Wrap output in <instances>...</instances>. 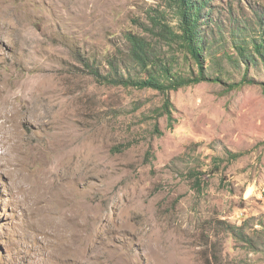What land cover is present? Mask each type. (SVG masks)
Here are the masks:
<instances>
[{"label":"rangeland","instance_id":"obj_1","mask_svg":"<svg viewBox=\"0 0 264 264\" xmlns=\"http://www.w3.org/2000/svg\"><path fill=\"white\" fill-rule=\"evenodd\" d=\"M153 14L178 30L161 0H0V264H264V0H211L220 81L171 91L172 121L162 92L92 73L140 74L126 34L158 40Z\"/></svg>","mask_w":264,"mask_h":264},{"label":"trees","instance_id":"obj_2","mask_svg":"<svg viewBox=\"0 0 264 264\" xmlns=\"http://www.w3.org/2000/svg\"><path fill=\"white\" fill-rule=\"evenodd\" d=\"M171 6L179 17L178 30L167 26L161 17L155 14L150 17L152 26L150 32L157 33L158 40L138 35L133 32L126 34L128 43V59L130 65L134 66L139 72L136 77L126 76L119 69L124 59L118 61L107 60V73H102L99 69H92V73L108 84L132 86L138 89L152 88L165 94V100L161 108V113L166 115L169 121H172V103L170 100V92L178 90L182 87L196 84L205 80L220 81V78H210L204 67V50L207 49V37L204 36L200 28L204 25L206 11L211 0H161ZM206 23V22H204ZM161 40H165L168 45H172V41L182 45L193 58L197 68L198 75L190 77L174 70L171 61H166L160 55V47L158 44ZM165 43V44H166ZM264 41H252V47L263 56L262 48ZM243 58L248 61L255 59L248 54L249 50L243 45L237 46ZM123 70V68L121 69ZM254 80L249 79L247 74L238 82L230 83L229 88L234 89L245 83H252ZM236 157V156H235Z\"/></svg>","mask_w":264,"mask_h":264}]
</instances>
